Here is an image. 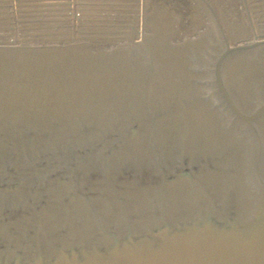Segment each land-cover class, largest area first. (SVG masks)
Wrapping results in <instances>:
<instances>
[{
    "label": "water",
    "instance_id": "water-1",
    "mask_svg": "<svg viewBox=\"0 0 264 264\" xmlns=\"http://www.w3.org/2000/svg\"><path fill=\"white\" fill-rule=\"evenodd\" d=\"M243 22L142 0L141 40L0 32V264H264V33Z\"/></svg>",
    "mask_w": 264,
    "mask_h": 264
},
{
    "label": "rangeland",
    "instance_id": "rangeland-1",
    "mask_svg": "<svg viewBox=\"0 0 264 264\" xmlns=\"http://www.w3.org/2000/svg\"><path fill=\"white\" fill-rule=\"evenodd\" d=\"M211 1L229 39L234 38V32L244 30L243 20L251 33H264V0H244L245 19L240 20L238 31L224 20ZM135 20L140 30L135 39L141 40L142 0H75L73 39V0H0V32L4 38L12 37L16 42H20L23 35L32 41L52 38L55 41H98L115 33L126 39Z\"/></svg>",
    "mask_w": 264,
    "mask_h": 264
},
{
    "label": "bare ground",
    "instance_id": "bare-ground-1",
    "mask_svg": "<svg viewBox=\"0 0 264 264\" xmlns=\"http://www.w3.org/2000/svg\"><path fill=\"white\" fill-rule=\"evenodd\" d=\"M214 3L224 20H226L228 24L232 25L234 17L237 18V12L235 10L236 6H234V3L231 4L230 1L224 2L223 0L214 1Z\"/></svg>",
    "mask_w": 264,
    "mask_h": 264
}]
</instances>
